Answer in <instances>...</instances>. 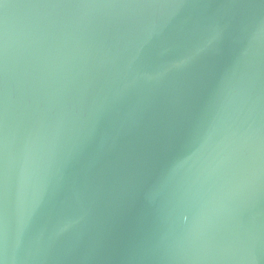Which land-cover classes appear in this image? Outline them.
<instances>
[{
	"label": "water",
	"instance_id": "water-1",
	"mask_svg": "<svg viewBox=\"0 0 264 264\" xmlns=\"http://www.w3.org/2000/svg\"><path fill=\"white\" fill-rule=\"evenodd\" d=\"M0 264H264V0H0Z\"/></svg>",
	"mask_w": 264,
	"mask_h": 264
}]
</instances>
